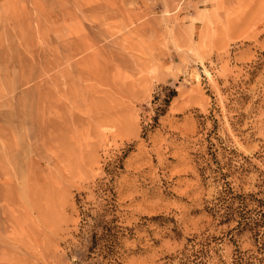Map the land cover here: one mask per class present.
Wrapping results in <instances>:
<instances>
[{"label": "rangeland", "instance_id": "1", "mask_svg": "<svg viewBox=\"0 0 264 264\" xmlns=\"http://www.w3.org/2000/svg\"><path fill=\"white\" fill-rule=\"evenodd\" d=\"M0 264H264V0H0Z\"/></svg>", "mask_w": 264, "mask_h": 264}, {"label": "crops", "instance_id": "2", "mask_svg": "<svg viewBox=\"0 0 264 264\" xmlns=\"http://www.w3.org/2000/svg\"><path fill=\"white\" fill-rule=\"evenodd\" d=\"M195 27V26H194Z\"/></svg>", "mask_w": 264, "mask_h": 264}]
</instances>
